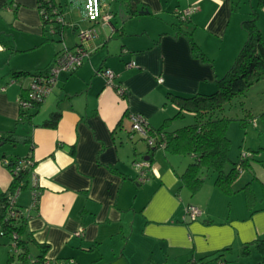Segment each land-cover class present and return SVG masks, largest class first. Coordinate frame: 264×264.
Returning <instances> with one entry per match:
<instances>
[{"label":"crops","instance_id":"crops-1","mask_svg":"<svg viewBox=\"0 0 264 264\" xmlns=\"http://www.w3.org/2000/svg\"><path fill=\"white\" fill-rule=\"evenodd\" d=\"M54 1L64 15L62 1ZM140 1L147 13L137 16L117 0H98L97 12L87 11L86 28L97 33L87 43L90 58L76 73L61 74L53 93L29 111L32 119L26 123L20 120L18 97L26 95L32 77L46 71L63 47L47 37L51 30L43 26L38 0H0V140L13 131L30 138L19 143L24 147L18 154L7 147L12 143H0V190L7 191L13 179L5 160L29 157L36 163L31 185L36 181L40 197L30 211L28 229L36 241L34 257L41 253L39 245H45V260L53 264H220L218 257L227 263L251 258L254 250L259 252L255 241L264 238V199L257 194V184L264 186V176L257 172L264 160L251 159L257 177L251 184L253 199L243 190L252 180L248 171L242 173L250 176L241 173L234 183L231 196L207 173L192 194L180 176L195 156L163 148L149 153L147 143L132 132L131 116L141 115L158 129L178 112L167 101L169 94L214 93L216 81L247 40L242 22L258 0H243L239 10L232 0ZM185 11L190 15L184 20ZM120 12L129 18L118 21ZM106 14L111 19L103 23ZM257 23L264 37V8L258 10ZM178 31L192 33L212 64L193 57ZM49 42L50 48L45 46ZM30 52L27 61L16 57ZM132 62L136 68H128ZM104 69L116 75L114 86L101 75ZM15 72L29 74L15 77ZM119 86L126 90L124 96L118 94ZM57 109L58 126L44 127ZM193 122L194 115L185 113L166 131ZM144 158H150L157 176L139 183L133 163ZM27 190L29 195L20 193L17 199L25 210L33 198L31 188ZM189 205L203 213L196 221L185 219Z\"/></svg>","mask_w":264,"mask_h":264},{"label":"trees","instance_id":"trees-1","mask_svg":"<svg viewBox=\"0 0 264 264\" xmlns=\"http://www.w3.org/2000/svg\"><path fill=\"white\" fill-rule=\"evenodd\" d=\"M125 6L130 16H137L146 9L140 0H117ZM43 26L50 30H57L60 34L59 42L65 39V27H54L55 16H63V12L54 0H38ZM233 9L239 10L241 0H232ZM142 5V6H141ZM264 8V0H258L257 8L250 12V17L242 22V29L247 34V40L237 55L233 65L226 75L216 81V91L212 94H196L185 97L178 95H168L167 101L178 108L177 114L165 121L158 129H155L161 136V142L155 148H149V153L160 149L164 144V149L175 155H193L196 161L191 163L180 179L185 187L192 194H196L205 182L203 174L214 172L216 174L215 186L225 195L231 196L236 193L233 185L244 171L250 172L252 180L248 182L243 190L249 199L254 198L251 188L252 181L257 180L252 169V157L241 158L237 162H232V166L227 170V163L230 162L231 140L227 132L230 122L233 120L225 116V107L230 104L235 97L245 95L255 84L264 80V37L258 26V10ZM178 35L184 36L190 46L193 57L199 59L203 64H212L210 59L203 53L195 42L192 33L178 31ZM61 52V51H60ZM58 52L55 57L60 53ZM26 75L28 72H15L14 76ZM37 109V108H36ZM185 113L194 115V122L175 132H167L166 128L173 120L182 119ZM61 111H54L43 124L46 128L55 129L60 121ZM253 119L248 113L242 119V125ZM32 117L30 113H22L20 120L30 123ZM29 137L18 136L15 132L8 133L2 137L1 142L12 144L28 143ZM31 158H15L9 160L5 165L6 169L13 176L10 187L7 191L0 190V234L14 241L19 249L18 263L14 256H9L7 264H42L45 261L47 247L39 245L41 253L38 257H31L29 244L36 243L28 229V221L31 217L30 211L38 207L40 192L37 187L31 185L32 172L36 165L32 164L26 169H22L17 174L14 173L20 160ZM264 166L263 162H260ZM38 191V197L32 198V207L23 209L17 204L12 203L11 197L20 189V193L27 189ZM29 210V211H28ZM255 246L262 255L264 262V238L255 241ZM35 259V260H34ZM220 264H228L226 261L217 258ZM190 264H202L201 261H193Z\"/></svg>","mask_w":264,"mask_h":264},{"label":"rangeland","instance_id":"rangeland-1","mask_svg":"<svg viewBox=\"0 0 264 264\" xmlns=\"http://www.w3.org/2000/svg\"><path fill=\"white\" fill-rule=\"evenodd\" d=\"M61 1L63 4L64 18L68 25L65 27L66 39H64L63 42H59L61 38L60 34H51L50 32L47 33V37L53 38L54 41L52 43L56 46L64 48L66 44L73 46L76 42H80L78 38L79 31L89 29L86 28V24L89 22L87 11L94 8L95 12H97L98 0ZM242 1L243 0H241L240 7L244 6ZM244 1L248 2L249 0ZM116 19L120 21L118 15ZM75 26H78L79 31L76 30L74 33L73 30ZM52 43L49 42L45 46L50 48ZM32 56L33 54L30 52L28 56H24L23 53H20L17 54L16 57H23V59L27 61ZM248 113L252 114L253 119L251 118L250 122L244 127L242 125V119H244ZM225 116L233 119L228 128V134L232 142L229 153L230 162L227 163V170L232 166V162L239 161L244 154H250L255 160H264V80L251 87L245 95L235 97L230 104H227L225 107ZM7 147L17 153L21 151V148L24 146L22 144H16L15 146L14 144H8ZM257 172L264 176V166H258ZM209 175L216 179L214 172L209 173ZM242 175L245 177L250 176V174L247 173H242ZM23 194L24 197L25 195H29L28 190L22 191L21 195ZM257 194L260 198L264 199V186L261 183L257 184ZM26 202L31 201H29L28 198ZM26 206L29 207L30 203ZM29 249L34 257L37 253L36 244L30 243ZM18 251L19 249L14 247V241L12 239L0 236V264H7L9 256H14L15 261L18 263ZM252 253L253 256L251 258L247 256L246 258L243 257L235 260L230 259L228 264H264L261 260L262 255L259 252L254 250ZM210 263L216 264L217 262L212 261Z\"/></svg>","mask_w":264,"mask_h":264},{"label":"built area","instance_id":"built-area-1","mask_svg":"<svg viewBox=\"0 0 264 264\" xmlns=\"http://www.w3.org/2000/svg\"><path fill=\"white\" fill-rule=\"evenodd\" d=\"M183 19L185 20L189 15L190 11L182 12ZM56 23L54 27H62L64 28L67 23L63 16H55ZM111 19L109 14H106L102 17L101 22L107 23ZM52 34H56L57 30L52 29L50 31ZM97 37L96 30L94 28H89L87 30L79 31L78 38L80 42L74 46L73 48H69L64 45V48L61 52L55 57L52 65L44 72L37 73L32 77V81L30 82L27 93L25 96L18 97V105L19 109L22 113H27L31 110L38 108L42 105L45 100L53 93L55 86L57 85L61 74L68 73L74 74L78 71V69L85 63L86 60L90 58L91 52L87 48V43ZM128 68H136V64L134 62L127 64ZM101 75L105 78L107 83L111 86H114V80L116 79V75L110 69H104L101 71ZM162 81V80H160ZM117 92L120 96H124L126 94V90L122 87H117ZM132 132L134 134H139L141 138L147 143L148 148H155L161 142V136L159 133L151 128L145 119L138 114L132 115ZM164 149V144L162 147ZM250 154L242 155V158L250 157ZM9 161L5 160L4 165H8ZM32 164V161L29 159L20 160L18 166L15 168L14 173L17 174L22 169H26L28 166ZM134 168L138 172L137 180L139 183L147 182L150 177L157 176L155 169L153 168L152 161L150 158H144L142 160H137L133 163ZM34 187H37L36 181L33 184ZM20 194V189L16 190V192L12 195L11 201L15 203ZM34 200L38 197V191H33ZM29 211V210H28ZM203 215L202 211L199 207L195 205H189L186 209L185 219L188 221H196ZM1 236V234H0ZM14 247L17 248L16 244ZM73 261H71L72 263ZM42 264H53L50 261L45 260ZM68 264V263H61ZM70 264V263H69Z\"/></svg>","mask_w":264,"mask_h":264},{"label":"water","instance_id":"water-1","mask_svg":"<svg viewBox=\"0 0 264 264\" xmlns=\"http://www.w3.org/2000/svg\"><path fill=\"white\" fill-rule=\"evenodd\" d=\"M142 13H144V11H141V12H140V14H142ZM145 13H147V12H145ZM119 17H120V19H122V21H124V20H126V19L129 18V17L126 16L123 12H120V13H119Z\"/></svg>","mask_w":264,"mask_h":264}]
</instances>
